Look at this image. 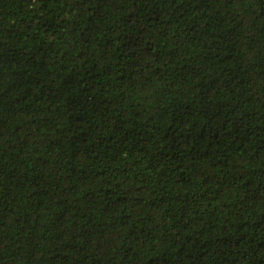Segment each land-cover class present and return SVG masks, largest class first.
<instances>
[{"label":"trees","instance_id":"obj_1","mask_svg":"<svg viewBox=\"0 0 264 264\" xmlns=\"http://www.w3.org/2000/svg\"><path fill=\"white\" fill-rule=\"evenodd\" d=\"M0 264H264V0H0Z\"/></svg>","mask_w":264,"mask_h":264}]
</instances>
